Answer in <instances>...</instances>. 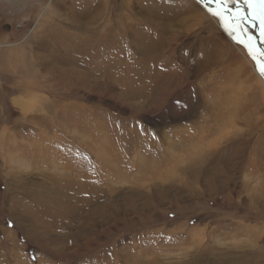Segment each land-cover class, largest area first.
<instances>
[{
	"label": "rangeland",
	"instance_id": "obj_1",
	"mask_svg": "<svg viewBox=\"0 0 264 264\" xmlns=\"http://www.w3.org/2000/svg\"><path fill=\"white\" fill-rule=\"evenodd\" d=\"M209 9L0 0V264H264V76Z\"/></svg>",
	"mask_w": 264,
	"mask_h": 264
},
{
	"label": "snow or ice",
	"instance_id": "obj_2",
	"mask_svg": "<svg viewBox=\"0 0 264 264\" xmlns=\"http://www.w3.org/2000/svg\"><path fill=\"white\" fill-rule=\"evenodd\" d=\"M216 7L209 11L213 16L220 18L225 30L233 39L244 44L249 55L256 61V67L261 76H264V49L253 43V37L248 36L247 40L241 38V34L246 33V24L259 21L260 37L264 40V0H215ZM230 4L234 7H230ZM247 9V11H245Z\"/></svg>",
	"mask_w": 264,
	"mask_h": 264
},
{
	"label": "bare ground",
	"instance_id": "obj_3",
	"mask_svg": "<svg viewBox=\"0 0 264 264\" xmlns=\"http://www.w3.org/2000/svg\"><path fill=\"white\" fill-rule=\"evenodd\" d=\"M203 2H205L204 0H202ZM231 5L232 4H230V7H231ZM211 8V7H210ZM214 8V7H213ZM245 11H247V9H245ZM94 15V14H93ZM94 19V18H93ZM79 28V27H78ZM53 29H55V28H51V33H53L54 31H53ZM254 30H253V35L252 36H254L253 38L255 39L256 38V36H255V34L257 35V36H259V30H258V24L257 23H255V26H254V28H253ZM57 32V31H56ZM53 36H55V34L53 33L52 34ZM96 37V36H95ZM98 37V36H97ZM57 38H59V37H57ZM77 39V38H76ZM106 39V38H105ZM94 40V39H93ZM259 40H260V36H259ZM68 41V40H67ZM70 41V40H69ZM93 42V45H96V44H98L99 46L101 45V42L102 41H100V40H98L97 38H96V40H94V41H92ZM261 42V41H260ZM69 43V42H68ZM67 43V44H68ZM262 43V42H261ZM262 45H263V49H264V44L262 43ZM77 46V45H76ZM68 47V46H67ZM66 48V47H65ZM93 51V50H92ZM14 52V51H13ZM9 53V52H8ZM62 55V56H61ZM61 55H60V57L59 58H56L57 60L56 61H58V62H63V61H65V60H71V54H69V52L66 50H64V51H62V53H61ZM5 56V55H4ZM73 57L74 58H72V60L75 62V63H81V61H82V58H80V56L79 57H75V55H73ZM73 62V63H74ZM117 62V61H116ZM120 62V61H119ZM3 64H5L4 62H2ZM127 63V62H126ZM115 63H113V62H109V65L110 66H112V65H114ZM118 64V63H117ZM121 64V63H120ZM139 64V63H138ZM121 65H123V64H121ZM108 66V65H107ZM127 66V65H126ZM139 66V65H138ZM171 70V69H170ZM61 71V70H60ZM67 73V72H66ZM22 75V74H21ZM161 75V74H160ZM69 76V74H67V76L65 75V77H64V81H67V82H69V81H71L69 78L70 77H68ZM168 77V78H167ZM166 77V80L167 79H169L170 78V75L169 76H167ZM63 81V80H62ZM171 81V80H170ZM30 84H32V85H34V86H36L35 84L36 83H33V82H29ZM73 84V83H72ZM79 84V83H78ZM76 85V84H75ZM38 86V85H37ZM77 86V85H76ZM64 160V159H63Z\"/></svg>",
	"mask_w": 264,
	"mask_h": 264
},
{
	"label": "water",
	"instance_id": "obj_4",
	"mask_svg": "<svg viewBox=\"0 0 264 264\" xmlns=\"http://www.w3.org/2000/svg\"><path fill=\"white\" fill-rule=\"evenodd\" d=\"M204 1H205L204 3H206L211 8L216 7L215 0H204ZM255 36H256V38L253 40L256 42V44L259 48H263V45L259 40V36H257L256 34H255Z\"/></svg>",
	"mask_w": 264,
	"mask_h": 264
}]
</instances>
